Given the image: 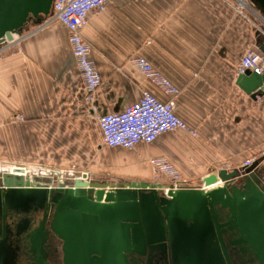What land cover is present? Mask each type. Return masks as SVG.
<instances>
[{
  "label": "crops",
  "instance_id": "obj_1",
  "mask_svg": "<svg viewBox=\"0 0 264 264\" xmlns=\"http://www.w3.org/2000/svg\"><path fill=\"white\" fill-rule=\"evenodd\" d=\"M245 2L251 11L238 14L235 0H109L105 11L90 14L82 33L102 79L92 105L85 102L67 31L50 17L0 47V160L75 171L64 191H0V264H40L39 255L43 264H65L68 243L54 227L60 217L64 227L71 225L75 212L81 235L101 257L114 231L138 261L140 252L161 243L180 254L205 250L211 236L203 209L211 200L203 179L242 171L245 160L259 161L264 151V94L254 101L235 85L241 58L259 52L264 38V10ZM134 57L178 88L176 115L197 137L164 133L131 150L103 144L99 115L120 112L142 91L171 99L133 66ZM154 158L181 174L186 188L176 199L165 194L170 181L156 179ZM75 179L98 183L115 201L97 205L76 197ZM239 200L253 203L249 194ZM100 225L107 229L97 233Z\"/></svg>",
  "mask_w": 264,
  "mask_h": 264
},
{
  "label": "water",
  "instance_id": "obj_2",
  "mask_svg": "<svg viewBox=\"0 0 264 264\" xmlns=\"http://www.w3.org/2000/svg\"><path fill=\"white\" fill-rule=\"evenodd\" d=\"M53 1L0 0V44L12 43L15 37H20L22 32L33 22L36 21L37 23L41 18H48L51 14ZM259 41L260 39L257 42ZM262 41L258 49L264 55V38ZM235 85L255 101L264 94V74L257 75L249 71L238 74ZM218 181L223 182L224 187L205 194V198L210 199L211 203L208 206L204 203L206 206L203 209V218L208 221L207 227L212 241L203 249L221 251L225 255L222 238L238 237L243 242L251 243L253 246H250L258 253L261 262H264L262 250V248L264 249V155L250 168L230 173L221 170L217 174L205 177L202 184L208 187ZM73 185L74 189L80 190V193H75L76 197L85 198V200L95 202L97 205L101 202L106 205L112 204L115 201V193L106 191L98 183L75 179ZM30 187V183L22 178L4 176L0 180V191L9 188L30 189ZM57 191L64 190L61 186ZM47 193L50 192L47 191ZM245 194L251 196L253 203L244 201L241 203L242 205H239V199ZM179 195V193L167 194L172 200ZM73 216H75V220L72 221L71 225L64 227L62 225L63 217H60L54 227L57 235L66 239L68 243L67 249L65 248V264H106V261L113 264H137L132 256L134 250L130 249L122 237L121 240H118L120 236L116 231H114L111 245H108L105 254L101 257V252L96 249L95 245L88 244L85 235H81L78 212H75ZM104 228L107 229V227L100 225L96 232L100 233L104 231ZM40 237L41 229L39 228L33 237L36 240V245L40 243ZM70 241L75 243L70 245ZM160 246L165 248L166 244L149 245L146 250L140 252L141 259L145 258L148 263H151L154 258H159L161 256ZM170 248L172 247L170 246ZM35 253L40 254L38 250H35ZM175 253H177L176 250ZM38 258L39 263L43 264L40 255Z\"/></svg>",
  "mask_w": 264,
  "mask_h": 264
},
{
  "label": "built area",
  "instance_id": "obj_3",
  "mask_svg": "<svg viewBox=\"0 0 264 264\" xmlns=\"http://www.w3.org/2000/svg\"><path fill=\"white\" fill-rule=\"evenodd\" d=\"M108 2L109 0H54L52 4L50 20L57 22L67 31L71 53L83 81L85 102L89 105L95 102L102 79L91 60L90 47L84 41L82 33L88 25L90 14L105 11ZM235 3L238 14L251 11L245 0H235ZM9 44L11 43H2L0 47H6ZM130 62L171 99L161 101L149 91H142L137 101L125 106L120 112L99 115L97 123L103 144L109 148L131 150L138 144H152L164 133L180 131L191 137H197V132L176 115L174 99L179 95L178 88L145 59L134 57ZM246 71L257 75L264 74V55L258 51H247L239 62L237 74H243ZM17 121H23V117H17ZM256 161L255 158L247 159L241 167L250 168ZM150 165L156 179L164 177L170 181V186L165 189L166 195L176 194L186 188L179 171L165 159H151ZM74 172L73 169L65 172V170L49 166L31 168L24 164L0 162V180L4 176L22 178L29 183L34 182V188L41 187L48 192L59 190L63 184L57 183L55 188L48 187L50 182L53 183V179L67 183L69 179L75 178ZM216 184L209 186L211 188L209 191H206L207 187L201 189L204 194H207L217 189V187L212 189Z\"/></svg>",
  "mask_w": 264,
  "mask_h": 264
},
{
  "label": "flooded vegetation",
  "instance_id": "obj_4",
  "mask_svg": "<svg viewBox=\"0 0 264 264\" xmlns=\"http://www.w3.org/2000/svg\"><path fill=\"white\" fill-rule=\"evenodd\" d=\"M246 1L254 10L260 12L264 10V3L258 4L253 0ZM222 239L225 255L221 251L211 249H205L198 253L180 254L175 253V249L166 245L165 248L160 246L161 256L159 258H154L151 263L145 259L144 264H264L258 253L254 251L255 249L251 247L253 246L251 243L243 242L238 237ZM262 250L264 252L263 248Z\"/></svg>",
  "mask_w": 264,
  "mask_h": 264
},
{
  "label": "bare ground",
  "instance_id": "obj_5",
  "mask_svg": "<svg viewBox=\"0 0 264 264\" xmlns=\"http://www.w3.org/2000/svg\"><path fill=\"white\" fill-rule=\"evenodd\" d=\"M49 183V182H48ZM57 183H63L62 184V190H65V188H67V184L64 182V181H61V180H58V181H55V179H53V183H49L48 184V187H50V188H55L56 187V185H57ZM33 184H34V182H33ZM33 184L30 182V185H31V187L30 188H34L33 187ZM203 187H206L205 185H203ZM217 187V189L218 188H223L224 187V183L223 182H221V181H218L217 182V184L215 185V186H213L212 187V189L213 188H216ZM211 188H209V186L206 188V191H209ZM53 191V190H52ZM51 192V191H50ZM204 192V191H203ZM134 261H136V263L137 264H144V261H145V258L144 259H140L139 261L138 260H134Z\"/></svg>",
  "mask_w": 264,
  "mask_h": 264
},
{
  "label": "rangeland",
  "instance_id": "obj_6",
  "mask_svg": "<svg viewBox=\"0 0 264 264\" xmlns=\"http://www.w3.org/2000/svg\"><path fill=\"white\" fill-rule=\"evenodd\" d=\"M51 15V14H50ZM50 15L48 16V17H50ZM262 155H264V151L262 152ZM256 159V158H255ZM257 160V159H256ZM0 162H4V161H2V160H0ZM21 164H24V165H27V166H29V167H31V168H33V167H39V166H49V167H53V168H56L57 169V167H54V166H52V165H46V164H30V163H26V162H23V163H21ZM241 166H242V164H241Z\"/></svg>",
  "mask_w": 264,
  "mask_h": 264
}]
</instances>
